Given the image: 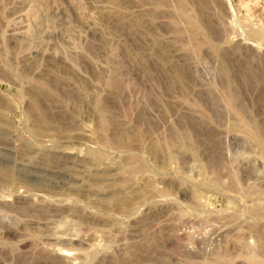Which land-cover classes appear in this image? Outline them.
<instances>
[{
	"label": "rangeland",
	"instance_id": "obj_1",
	"mask_svg": "<svg viewBox=\"0 0 264 264\" xmlns=\"http://www.w3.org/2000/svg\"><path fill=\"white\" fill-rule=\"evenodd\" d=\"M37 1L0 0V264H264V0Z\"/></svg>",
	"mask_w": 264,
	"mask_h": 264
},
{
	"label": "bare ground",
	"instance_id": "obj_2",
	"mask_svg": "<svg viewBox=\"0 0 264 264\" xmlns=\"http://www.w3.org/2000/svg\"><path fill=\"white\" fill-rule=\"evenodd\" d=\"M43 3L41 0H38L36 3ZM224 2L226 3V5L228 6V7H230L231 8V5H230V1L229 0H224ZM183 5V4H182ZM180 6V5H179ZM229 8V9H230ZM231 11V10H230ZM50 31V30H49ZM46 32V31H45ZM47 34H49L50 32H46ZM45 34V33H44ZM70 52V51H69ZM224 63V62H223ZM223 67H225V66H222V68H220L221 69V72L225 75V71L227 70H225ZM228 72H226V74H227ZM175 78L176 79H181V75L178 73V72H175ZM234 98V94L233 93H231L230 95H229V99H233ZM155 147H152V150H155L154 149ZM6 170V171H5ZM0 180L2 181L3 180V182H4V180H6L5 182H7L9 179H10V174H9V170L7 171V169H4V171L3 170H1L0 171ZM10 181V180H9ZM264 242V241H263ZM255 264H261V263H255Z\"/></svg>",
	"mask_w": 264,
	"mask_h": 264
}]
</instances>
